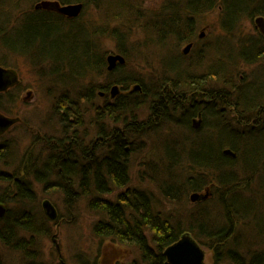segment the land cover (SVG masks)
Masks as SVG:
<instances>
[{"label":"trees","instance_id":"16d2710c","mask_svg":"<svg viewBox=\"0 0 264 264\" xmlns=\"http://www.w3.org/2000/svg\"><path fill=\"white\" fill-rule=\"evenodd\" d=\"M0 1L9 5L11 0ZM58 1L79 2L83 9L72 19L53 10H22L19 16L12 17L11 22L3 24L0 40L5 49L26 58L32 68L37 62L41 63V68L36 70H40L47 81L50 80L57 95L51 110L58 115L63 128L82 125L80 106L83 102L99 98L97 88H102L105 95L114 84L120 88L113 101L104 99L101 107L97 108L103 114V134L100 132L97 136V145L83 148L81 139L75 134L66 141L68 150L63 151L68 163H55L58 175L54 185L64 192L67 204L72 206L85 198L87 207L100 215L94 224V233L133 243L146 264H164L165 247L187 232L201 248L205 245L211 250V264H264L263 246H257L253 251L240 246L236 239L239 225L246 221L256 222V211L244 205L243 191L247 188L252 192L247 183L248 171H260L258 182L261 190L264 188V67L261 78L239 77L241 64L264 65V36L262 33L244 35L239 23L256 15L264 16V0H166L161 2L155 18L150 17L148 11L138 15L137 24L143 25L140 27L144 32L187 41L195 33L197 17L217 9L221 29L234 40V43L230 39L225 44L214 43L213 56L210 57L213 60L203 71L194 75H189L186 70L177 72L178 59L174 57L176 62L168 57L162 60L161 79L156 82L146 79L147 83L141 72L137 73L138 77H134L132 72L120 76L118 72L124 69L125 64L111 72L106 69L107 50L103 40L113 41L116 52L124 56L134 54L133 48H127L130 35L121 26H125L128 18H133L138 11L136 0L132 3L129 0ZM14 2V10L22 9V1ZM89 7L104 13L103 17L112 19L115 24L100 32L96 29V22L83 19ZM103 24L107 25L106 22ZM10 29L15 30V38L5 45L3 35ZM41 40L43 44H38ZM201 66L203 64L198 61L192 65L196 69H201ZM94 79H103L105 87L102 83H95ZM135 82L139 83L140 90L129 91V85ZM176 92L178 97L171 98ZM7 94L8 101L4 99ZM10 96L9 92L3 93V102L0 99V111L6 114L13 113L16 104V98ZM202 99L204 101L200 102ZM210 112L215 116L210 117ZM196 113L203 118L201 128L208 130L204 132L206 138L191 136L186 141L180 140L179 132L187 131L173 127H187L193 132L189 121ZM113 116L118 117L120 124L116 133L106 123ZM171 127V132H175L174 136L170 135L173 141L166 140L168 142L163 144L161 154L177 171L167 180L158 182L160 192L169 201H176L187 192L202 193L203 187L212 190H207L211 194L210 199L206 198L195 208L181 213L166 212L157 206L152 191L148 187L132 185L129 174L132 152L134 156L146 155L143 140L148 141V138ZM131 143L134 147L128 153L125 148ZM221 145L229 146L237 156L224 155ZM7 151L4 148L3 155ZM67 151L72 161L77 160L76 164L72 165L68 160ZM72 151L82 154L85 161L81 164L84 165L78 164L79 159L75 153L73 158ZM5 161L3 156V163ZM23 165L19 163L13 166V170L16 172ZM145 169L150 176L157 174L155 166L148 165ZM176 174H181L182 179ZM151 183L156 186L157 182L152 180ZM212 201L214 208L201 207ZM241 206L246 208L244 212ZM22 215L19 213L16 217ZM22 226L17 224L21 239L30 241L43 233L35 227ZM15 231L11 228L5 234L8 243ZM24 247L22 257L27 261L26 248L30 246Z\"/></svg>","mask_w":264,"mask_h":264},{"label":"rangeland","instance_id":"374dc122","mask_svg":"<svg viewBox=\"0 0 264 264\" xmlns=\"http://www.w3.org/2000/svg\"><path fill=\"white\" fill-rule=\"evenodd\" d=\"M20 1H22V9H19L18 7L19 10H14V0H11L9 5L3 4V2L0 1L1 32H3V24L5 22H11L10 20L12 17L19 16L22 10L26 9L29 11L32 8L35 9V4L42 0ZM133 1L135 0H129L130 3ZM136 1L137 2L134 3L138 5V8L136 9L139 12L135 11L134 17L128 18L129 20L128 22H125V26H121L130 35V41L127 45V48H130L131 50L133 48L135 55L133 54V56L131 55L129 57L128 53L125 56L122 54L126 59V63L127 60L129 61L127 65L125 63L123 66L124 69L118 72L120 76H127L132 72L134 77H138L137 73L141 72L145 83H147V80L156 82L161 79L163 75L162 60H167L168 57L173 59L175 57L178 59L179 64L175 66L177 72L183 73L185 70L187 72L189 69L194 68L192 65L196 61L203 64L201 69H198L200 72L206 68L207 63L213 60H210V57L213 56L212 52H214V43L218 41L219 44H225V41H228L229 39L232 43H234L233 38L221 29V25L219 23L220 13H218L217 9H213L212 11L197 17L195 33L190 40L176 41V39L166 37V35L161 37L158 34L157 37L153 36L148 31L144 32L142 30L140 26L143 25L137 24L136 17L138 15L142 16L145 11H148L150 12V17L155 18V14L161 7V2L166 0ZM17 5L19 6L18 3ZM103 16L104 13L100 14L97 9L89 7L84 12L83 19L90 23L96 22V29H99L100 32H104L115 23L111 21L112 19L105 18ZM259 17L262 18V23L256 22V19ZM104 22H106L107 25H104ZM239 26L241 28V32L244 35L249 33L250 35L257 36L259 33H262L264 36V16L256 15L251 20H245L239 23ZM14 38L15 30L10 29L6 34L3 35V42L5 45H7L10 42H13ZM103 41L104 47L107 50L106 55L109 53H116V44L113 41H109L108 39ZM189 43L191 44V47L186 53L183 54L182 50ZM38 44H43L42 40L38 41ZM1 64H5L7 67L16 69L19 74V88L14 89L13 87V89L9 91V94L11 95L10 97L16 98V104L11 116L19 115L22 120H24V123L22 122V124L18 125L16 128L14 127L15 129H12V131L9 132L11 134L8 135V138H12L14 144L17 145L16 148L19 153L25 152L28 148L31 151L33 148L40 150L39 147L29 144L34 141V138L32 137L33 132L30 129H24L23 126L26 125L28 127H35L36 129L39 128L40 133L43 134L54 135L55 137L61 136L63 131L62 124H60L58 121V115L53 113L51 110L54 98H56L57 95L54 93L52 86L50 85V80L47 81L45 77H42L43 75L41 76V71L36 70L41 68L40 62H37L36 67L32 68L26 58L5 49L0 40V65ZM262 67H264L262 64H241L239 77H246L248 79L261 78L263 72ZM160 75L161 77H159ZM93 81L95 83H102V87H105L103 85V79H94ZM135 85H139V83L135 82L130 84V90L133 89ZM98 90L99 93H103L102 88H97L96 91ZM136 90H140V87ZM110 91L111 87L109 89V93ZM28 92L30 93V97L28 99H24L27 97ZM109 93L107 98L111 100L112 98H110ZM7 96L9 95L7 94L4 96L5 98H3L8 101L9 98ZM101 103H103L102 98H95L93 102H83L80 106L81 120L83 125L82 129L80 130V134H83V143L85 144L90 143L91 139L95 137L97 124L102 122V120L99 121L96 114L97 108L101 105ZM189 122L190 124H188L190 125L191 129L194 130L193 132L187 129V127H173L181 128L187 131L179 132L178 138L180 140L186 141L193 135V133L196 132V130H199L203 126V118L198 113L192 115ZM198 122L199 124L196 125ZM33 130L35 131V129ZM171 130L172 127L169 130L166 128V130L159 132L158 136H155L151 139L148 138V141L143 140L142 146L146 147V155L134 156L133 153L131 154L132 156L130 157L129 162V174L132 185L148 187L152 191L157 206L161 207L166 212L169 211L181 213L184 210H191L195 208L197 203H200L203 200L191 201L190 195L193 193V191H191L187 192V194H181L179 199L176 201H169L168 199L164 198L160 192L158 182L167 180L169 175L172 176L175 174L174 172L177 171V168H174L172 163L166 162L162 158L161 154L163 144L168 141H173L170 135L174 136L175 132H171ZM46 151L47 150L42 151V157L46 155ZM18 159L19 157L16 158V160ZM148 165L155 166L157 168L155 169L157 173L155 176H150V174H148L146 171L145 168H147ZM13 168L14 167L9 166L3 168V170L7 172H13ZM28 173L30 174L29 171ZM52 176L56 178V176ZM259 176L260 171L256 173H254V171H248L247 183L250 184L252 192L246 191V195L244 197L245 200L242 199L245 201L244 205L246 207L249 206L250 210L256 211V222L250 223L249 221H246V223L239 225L236 231L238 235V238H236L237 243L240 246H247V248L253 251L257 246L264 247V231L262 230L264 226V211L262 209V205L260 204V200L255 202V197L258 198L256 193L262 192L264 190V188L261 190L262 188L259 185ZM177 178L182 179V175H177ZM31 180L33 182V189H35L36 193V197L33 202L36 211H40V202L43 199L50 200L57 211V218L54 224L50 223L49 231L46 230L45 234L39 233L37 235V244L40 251V256L44 263L107 264V261H109V264H146L142 260L140 251L135 245L114 241L111 238H105L94 233V224L96 221H98L100 215L97 212L91 211L87 207L85 198L79 199L76 203H74V205L71 206L67 204L64 192H61L55 187L49 189L44 188V184L33 180V177H31ZM152 180L157 182L156 186L151 183ZM207 190L209 192L212 191L211 188L203 187V189H201L202 194L206 193ZM254 190H256L255 193ZM209 196H211V194H209L207 198ZM250 198L252 200H249ZM214 204L215 203L212 201L211 203L206 202L204 205L198 206L214 208ZM240 209L243 212L246 210L244 206H241ZM213 219L215 221V218ZM51 238L54 239V242ZM56 244L58 250L56 249ZM202 246V249L205 251L206 255L205 260L209 263H213L211 250L206 248L205 245ZM3 257H7L10 261V264H18L19 256L17 252L3 248Z\"/></svg>","mask_w":264,"mask_h":264},{"label":"flooded vegetation","instance_id":"af4514ba","mask_svg":"<svg viewBox=\"0 0 264 264\" xmlns=\"http://www.w3.org/2000/svg\"><path fill=\"white\" fill-rule=\"evenodd\" d=\"M106 66H107V63H106ZM118 66H122V65H118ZM15 88H19V85L15 86L14 89ZM11 89L13 88H10L6 92L0 93V99L2 102H3V93L9 92L11 91ZM98 96L99 98H102L103 100L104 99L109 100L107 98L108 93L107 95H105V92L98 93ZM109 96L110 98H112L110 101H113V99H115V97H112L110 94ZM29 97H30V93L28 92L27 97H25L24 99H28ZM101 105L98 106V108H100ZM0 112L8 117L17 118L16 123L10 126L4 133L0 134V264H10L9 259L7 257L6 258L3 257V248L10 250V251L17 252L19 256L18 264H46L44 263V261L42 260L40 256V251H39L38 244H37V237H35V239L31 237L32 239H30V241L28 239H23V238L21 239L18 237L19 233H18L17 224L21 226L27 225V227L28 228L30 227L31 229L35 227V229H38L41 232L46 233V230L49 231L50 223L54 224L57 218V211L53 203L48 199H43L40 202V206H41L40 211H36L33 205L34 199L36 197V193H35V189H33V182L31 180V177H33V180L43 183L44 188H48V189L54 188L55 187L54 184L57 178L53 177L52 175L54 176L58 175V171L55 169V163L57 161H60V163L63 165L68 163V161L65 159L66 158L65 155L63 154L64 150L66 149L68 150L67 145L69 144H67L66 141H68L71 136L76 134V137L78 139H81L83 148L88 147V145H92L94 147V144L97 145L98 143L96 142L97 136L100 134V132L101 134H103V131H102L103 122L101 123L99 122V124H97L96 135L93 138V140L91 139L90 143L88 144L83 143L84 142L83 134L82 135L80 134V130L82 129L83 125L81 126L74 125L75 127H71V125H69L66 128H63L62 126V129H63L62 135L59 137L57 136L55 137L54 135L40 133L39 128L36 129L35 127H28L24 125L23 126L24 129L26 130L30 129L33 132L32 137L34 138V141L29 144H32V146H35V147H39L40 150L33 148V150L31 151L28 148L26 149L25 152L19 153L16 148L17 145L14 144V141H12V138H8V135L11 134L9 132L12 131V129H15L18 125L22 124V122L24 123V120H22V118L19 115L11 116L13 113L6 114L5 112H2V111ZM96 114H97L99 121L102 120L103 114L98 111ZM69 121L71 123H74L72 119H69ZM108 121H106V123L109 125L112 132L116 133L120 129L118 117L113 116V118ZM99 127L101 131L99 130ZM33 129H35V131ZM131 146L128 145L125 148L126 151H128V153H129V149L134 147L133 143H131ZM4 148L8 150L5 153V155H3ZM43 150H47L46 155L44 157H42ZM74 153L76 157H78L79 159L78 164L84 165V164H81L83 161H85L84 157H82V154L80 152L79 154L78 152H74ZM74 153L72 151L73 158H74ZM67 155H68V151H67ZM3 156L6 157V161L4 163H3ZM17 157H19L18 160H16ZM68 160L70 162L72 161V158H70L69 155H68ZM18 161L20 164L21 163L25 164L21 167V169H18V171L17 169H16V172L15 170H13L14 172L13 173V172H7L3 170V168L9 167V166L10 167L18 166L19 165ZM76 162L77 160H73L72 165L76 164ZM28 171L30 172V174L28 173ZM45 201H48L50 205H52L53 208L55 209L56 215L54 217H50L48 215L47 213L48 209L47 207L45 208V206L43 205ZM19 213H23V215L20 217H16L19 215ZM37 213L40 214L42 217L38 216ZM11 228H14V230L16 231L13 234V237L10 239V243H8L7 236H5V234H7L8 229H11ZM182 235L183 234H181L177 240H179ZM102 236L104 237V235ZM105 238H111V237H105ZM3 239L5 240V243H3ZM51 239L54 242V239L53 238ZM111 239L119 242L118 239H115V238H111ZM177 240H175L174 242H176ZM174 242H172L171 244H173ZM122 243H129V242H122ZM129 244H133V243H129ZM25 245L30 246V248H26L27 257L29 259L27 261H25L22 257V254L24 253L23 249L25 248L24 247ZM56 249L58 250L57 244H56ZM165 261H166V258H165ZM205 262L207 264L209 263L206 260ZM60 263H61V260H60ZM107 264H109V261H107Z\"/></svg>","mask_w":264,"mask_h":264},{"label":"water","instance_id":"95a60500","mask_svg":"<svg viewBox=\"0 0 264 264\" xmlns=\"http://www.w3.org/2000/svg\"><path fill=\"white\" fill-rule=\"evenodd\" d=\"M35 9L54 10L62 16L72 19L81 13L83 9L82 3H60L58 0H42L35 4ZM256 22L262 23V18L256 19ZM191 47V44H187L182 50L186 53ZM126 62L125 57L121 53H109L106 55L107 70L112 71L118 65H124ZM20 84L19 74L16 69L12 67H6L0 65V93L6 92L10 88H13ZM140 86L135 85L131 91L138 89ZM111 96H115L118 93V87L113 86L111 88ZM17 118L8 117L0 112V134L4 133L10 126L16 123ZM196 123V125H198ZM208 193H198L194 191L190 195L191 201L206 199ZM45 208L47 207V213L50 217L56 215V211L48 201H45ZM164 256L166 258L165 264H207L205 262V253L197 242L190 236L189 232L183 234L179 240L166 247L164 250Z\"/></svg>","mask_w":264,"mask_h":264},{"label":"bare ground","instance_id":"6f19581e","mask_svg":"<svg viewBox=\"0 0 264 264\" xmlns=\"http://www.w3.org/2000/svg\"><path fill=\"white\" fill-rule=\"evenodd\" d=\"M116 53H118V52H116ZM175 60V59H174ZM176 61V60H175ZM177 62V61H176ZM187 73H189V75H194V74H196V73H198V69H196V68H192V69H189L188 71H187ZM149 85V87H151V83L150 84H148ZM113 86H117L118 87V93L114 96V97H116L118 94H119V92H120V90H119V86L118 85H116V84H114V85H112L111 86V88L113 87ZM177 87L179 86V84H177L176 85ZM170 89H172V88H170ZM172 90H174L175 91V89H172ZM177 90V89H176ZM131 91V90H130ZM171 92H173V91H171ZM108 93H109V90H108ZM110 94V93H109ZM214 94H216V93H214ZM111 95V94H110ZM172 95L173 96H171V98H173V99H176L177 97H178V95H177V92H176V94H173L172 93ZM166 96H168V95H166ZM177 96V97H176ZM219 100H221V101H223V102H225L226 101V99L224 98V99H222V97H219V96H217V95H215ZM208 100V99H207ZM204 100L202 99L200 102H203ZM209 101V100H208ZM210 102V101H209ZM200 115V114H199ZM208 115L210 116V117H213V116H215L214 115V112H210V113H208ZM223 124V123H222ZM224 125V124H223ZM206 131H208V130H204V128H201V129H199V130H196V132L192 135V136H194V137H197V136H199V138H206L205 136H204V132H206ZM221 147L223 148L222 149V152H223V154L224 155H227V156H230V157H232V158H235L236 156H237V154L235 153V151L233 150V149H231L229 146H224L223 147V145H221ZM246 190L245 191H247V188H245ZM255 189H257V188H255ZM261 189V188H260ZM245 191H243V194L244 195H246V192ZM196 192H198V191H196ZM256 192V190H254V193ZM198 193H201V192H198ZM208 193V195H209V192H207ZM254 193H253V195H254ZM259 193H261V194H259ZM259 193H256V196L258 197V198H256L255 197V202H257V201H259V200H261L262 199V192H259ZM247 195H248V193H247ZM248 197V196H247ZM249 200H252L251 198L249 199ZM261 202V201H260ZM250 204L252 205V203L250 202ZM261 204V203H260ZM262 209L264 210V206H262Z\"/></svg>","mask_w":264,"mask_h":264}]
</instances>
